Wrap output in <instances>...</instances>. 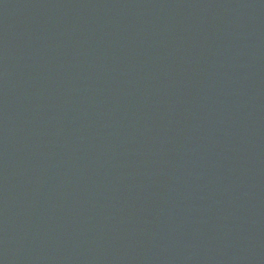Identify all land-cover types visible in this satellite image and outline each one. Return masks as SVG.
<instances>
[{
  "label": "water",
  "instance_id": "1",
  "mask_svg": "<svg viewBox=\"0 0 264 264\" xmlns=\"http://www.w3.org/2000/svg\"><path fill=\"white\" fill-rule=\"evenodd\" d=\"M0 264H264V0H0Z\"/></svg>",
  "mask_w": 264,
  "mask_h": 264
}]
</instances>
